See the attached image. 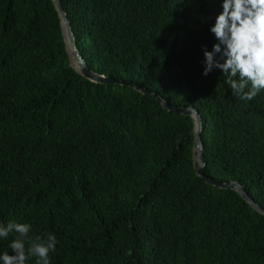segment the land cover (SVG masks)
I'll list each match as a JSON object with an SVG mask.
<instances>
[{
  "label": "trees",
  "instance_id": "1",
  "mask_svg": "<svg viewBox=\"0 0 264 264\" xmlns=\"http://www.w3.org/2000/svg\"><path fill=\"white\" fill-rule=\"evenodd\" d=\"M62 3L88 66L196 107L206 174L264 208V93L202 75L218 0ZM194 135L151 95L80 75L53 0H0V223L54 233L52 264H264V215L196 174Z\"/></svg>",
  "mask_w": 264,
  "mask_h": 264
},
{
  "label": "clouds",
  "instance_id": "2",
  "mask_svg": "<svg viewBox=\"0 0 264 264\" xmlns=\"http://www.w3.org/2000/svg\"><path fill=\"white\" fill-rule=\"evenodd\" d=\"M210 2V0H206ZM221 11L209 32L214 36L212 50L203 48L202 75L219 69L233 96L253 101L264 93V0H218ZM27 222L0 223V238H14L11 252L0 253V264H52L51 254L58 243L54 233L31 236Z\"/></svg>",
  "mask_w": 264,
  "mask_h": 264
},
{
  "label": "water",
  "instance_id": "3",
  "mask_svg": "<svg viewBox=\"0 0 264 264\" xmlns=\"http://www.w3.org/2000/svg\"><path fill=\"white\" fill-rule=\"evenodd\" d=\"M53 1L62 20L66 48L70 57L71 66L80 75H82L83 77H85L86 79L92 82L99 84H117V85L132 87L144 95H151L152 97H154L159 102V104L167 111L192 117L195 122L193 159H194V168L196 174L199 177L203 178L208 184L214 187H218L223 190L236 191L239 195H241L242 198H244L252 206V208L255 211L264 215V208L251 197V195L248 193V191L239 181L222 182L215 180L214 178L206 174L205 172L206 161L204 158V144L202 138L204 122H203V117L198 111V109L194 106H178L171 104L168 100H166L158 93L148 90L147 88L143 87L137 82L130 80L129 81L118 80L116 78L106 76L92 70L86 63L84 57L82 56L77 46L72 25L63 7L62 0H53Z\"/></svg>",
  "mask_w": 264,
  "mask_h": 264
}]
</instances>
